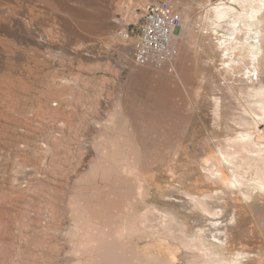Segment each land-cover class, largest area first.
<instances>
[{"label": "rangeland", "instance_id": "obj_1", "mask_svg": "<svg viewBox=\"0 0 264 264\" xmlns=\"http://www.w3.org/2000/svg\"><path fill=\"white\" fill-rule=\"evenodd\" d=\"M157 1L0 0V264H96L108 254L136 255L141 264L197 261L161 229L143 232L134 216L127 218L133 232L119 236L129 210L116 206L135 183L148 209L212 192L201 164L231 135L238 112L239 85L224 69L253 35L261 46L254 56L264 51V0H167L183 19L168 68L187 59L193 72L175 108L165 89L169 69L136 66V32L126 44L118 37ZM247 15L258 22L252 31L243 26ZM210 37H219L223 53ZM217 97L224 98L218 117ZM122 156L140 166L125 172L117 166ZM237 233L246 248L261 246L252 223L238 224Z\"/></svg>", "mask_w": 264, "mask_h": 264}, {"label": "bare ground", "instance_id": "obj_2", "mask_svg": "<svg viewBox=\"0 0 264 264\" xmlns=\"http://www.w3.org/2000/svg\"><path fill=\"white\" fill-rule=\"evenodd\" d=\"M215 10L216 17L221 18L223 9L216 7ZM255 13L257 16L258 9L255 10ZM256 16L255 18L245 16L243 26L246 30H254L252 27L254 24L258 26ZM207 23L209 24L208 21ZM261 29L264 30V24ZM254 38H256L255 35L240 43L236 51L239 55L234 62L228 59V67L226 66L224 69V74L229 75V79H233V83L239 85V94L235 96L238 101V107H236L238 112L237 117L235 116L236 122H234L231 135L201 164L205 170L202 174L203 179L205 182L211 183L212 192L190 195L186 200H183L182 204L148 209L146 194L142 186L138 183L129 184L128 188L131 194L124 196L121 193L123 197L119 198V196V202L117 201L118 204L115 205L119 210L118 213L123 208L129 210L119 223V236L126 239L129 233L133 232L134 229L132 230L130 227L127 218L134 216V224L139 223L138 225L142 230L150 225V230L156 227L155 232L161 229L163 235L170 240L178 239L180 246L182 245L192 251L191 253L197 257V261L194 258L189 264H264V76H262L264 72H260V60L264 59V51H260L254 56L253 49L259 50L261 47L252 41ZM210 39L213 42L217 40L214 44L215 48L217 51L220 49L219 55L223 53L224 50H221L223 42L220 41L219 37L213 39L210 37ZM181 40L182 36L178 30L177 49H180ZM213 42L211 43L213 44ZM234 44L236 46L238 43L235 42ZM260 44L262 45L261 42ZM174 61L172 65H167L164 68L170 67L172 69ZM186 61L187 59L181 63L179 69L171 70L168 68V73L164 74L173 81L165 88L168 100L171 102V108L182 103L180 84H183L184 79L188 76L191 79L193 74L192 68ZM153 74L160 75L159 72ZM223 102V97H217L212 102L217 117L219 107ZM193 105L195 104L193 103ZM182 137L183 131H180L178 138ZM113 142H117V140L105 141L107 148H102L101 153L108 152L113 146ZM181 142L177 139L173 144L179 147ZM139 146L138 151L144 148L143 143H140ZM141 161L144 162L143 159ZM117 164L125 172L140 166L135 164V159L132 156H122ZM232 197L238 199L240 203H237ZM139 207L142 208L139 209ZM242 223H252L257 231L258 242L261 243V246L255 247V250L254 248H246L238 241L241 238L238 237V233L234 234L235 226ZM135 226V229L138 230L137 225ZM150 230L147 231L148 235L152 233ZM135 256H126L122 260H118L115 255L108 254L96 264H141L139 257ZM173 259L174 256L171 254V260Z\"/></svg>", "mask_w": 264, "mask_h": 264}, {"label": "built area", "instance_id": "obj_3", "mask_svg": "<svg viewBox=\"0 0 264 264\" xmlns=\"http://www.w3.org/2000/svg\"><path fill=\"white\" fill-rule=\"evenodd\" d=\"M182 18L170 1L161 0L151 2L144 6L140 20L121 29L119 39L124 43L132 40V62L136 66H153L164 68L172 65L177 49V32L181 26Z\"/></svg>", "mask_w": 264, "mask_h": 264}]
</instances>
